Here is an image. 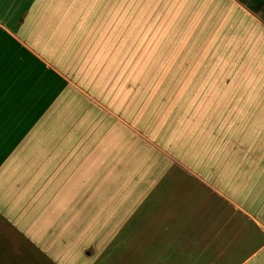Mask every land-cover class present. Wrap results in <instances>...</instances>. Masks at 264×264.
<instances>
[{"label":"crops","instance_id":"obj_1","mask_svg":"<svg viewBox=\"0 0 264 264\" xmlns=\"http://www.w3.org/2000/svg\"><path fill=\"white\" fill-rule=\"evenodd\" d=\"M49 1L0 0V264H124L131 251L152 257L138 264H264V77H246L235 59V99L216 105L214 163L173 168L178 179L160 188L168 198H130L115 167L129 157L112 150L114 121L99 138L65 118L67 94L112 115L53 63L71 54L48 38ZM57 1L68 22L86 16L84 30L113 32L98 25L112 14L107 2L103 12L101 0ZM234 2L264 37V0ZM120 26L128 32V18Z\"/></svg>","mask_w":264,"mask_h":264},{"label":"rangeland","instance_id":"obj_2","mask_svg":"<svg viewBox=\"0 0 264 264\" xmlns=\"http://www.w3.org/2000/svg\"><path fill=\"white\" fill-rule=\"evenodd\" d=\"M49 2L48 38L60 46L68 42L71 54L67 59L55 53L53 63L112 115L104 118L103 112L67 94L59 102L74 110L67 111L65 118H80L81 134L89 130L99 138L114 121L112 150L115 157H129L124 162L115 160V167L123 165L119 175L129 184L130 198H168L160 188L168 189L178 179L172 170H202L214 163L216 105L232 104L235 99V72L239 71L234 70L235 59L242 57L247 64L241 68L246 77L250 71L264 77V37L249 31V22L238 16L234 0H101L103 12L107 2L112 14L98 16L99 29L107 26L113 32L84 30L89 17H69L68 22L55 11L58 1ZM134 5L136 11L128 16ZM57 15L59 27L60 22L53 25ZM127 18L129 31L122 34L116 29ZM52 25L57 31L52 32ZM217 72L223 74L217 77ZM262 81H257L258 89ZM182 178L179 182L185 183ZM126 258L124 264L152 259L132 251Z\"/></svg>","mask_w":264,"mask_h":264}]
</instances>
